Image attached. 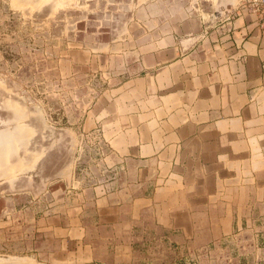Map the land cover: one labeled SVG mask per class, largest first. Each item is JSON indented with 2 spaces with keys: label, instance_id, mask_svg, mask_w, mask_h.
Wrapping results in <instances>:
<instances>
[{
  "label": "rangeland",
  "instance_id": "obj_1",
  "mask_svg": "<svg viewBox=\"0 0 264 264\" xmlns=\"http://www.w3.org/2000/svg\"><path fill=\"white\" fill-rule=\"evenodd\" d=\"M230 1L0 0V264H264V236L233 221L245 207L208 196L181 204L176 178L171 194H156L153 219L107 229L96 191H83L106 176L97 124L116 64L137 62L191 9L211 22ZM66 182L90 207L87 261L45 231L36 238Z\"/></svg>",
  "mask_w": 264,
  "mask_h": 264
},
{
  "label": "crops",
  "instance_id": "obj_2",
  "mask_svg": "<svg viewBox=\"0 0 264 264\" xmlns=\"http://www.w3.org/2000/svg\"><path fill=\"white\" fill-rule=\"evenodd\" d=\"M242 1L228 2L211 22L191 9L137 62L116 64L97 124L99 173L106 176L83 189L96 191L100 228L153 219L156 194H171L176 178L181 204L224 198L245 207L233 221L256 225L251 237L264 236V29ZM65 187L36 238L45 231L52 244L87 261V196Z\"/></svg>",
  "mask_w": 264,
  "mask_h": 264
},
{
  "label": "built area",
  "instance_id": "obj_3",
  "mask_svg": "<svg viewBox=\"0 0 264 264\" xmlns=\"http://www.w3.org/2000/svg\"><path fill=\"white\" fill-rule=\"evenodd\" d=\"M253 5L257 15V21L261 28L264 29V0H246Z\"/></svg>",
  "mask_w": 264,
  "mask_h": 264
},
{
  "label": "bare ground",
  "instance_id": "obj_4",
  "mask_svg": "<svg viewBox=\"0 0 264 264\" xmlns=\"http://www.w3.org/2000/svg\"><path fill=\"white\" fill-rule=\"evenodd\" d=\"M1 139H2V137H1ZM2 141H3V140H0V145H3ZM3 142H4V141H3ZM2 147H3V146H2ZM0 148H1V147H0ZM3 149H4V148H3ZM3 149L1 148V150H0V157H1V155L3 154V153H2V150H3ZM1 158H2V157H1ZM1 158H0V159H1ZM0 161H1V160H0Z\"/></svg>",
  "mask_w": 264,
  "mask_h": 264
},
{
  "label": "water",
  "instance_id": "obj_5",
  "mask_svg": "<svg viewBox=\"0 0 264 264\" xmlns=\"http://www.w3.org/2000/svg\"><path fill=\"white\" fill-rule=\"evenodd\" d=\"M211 20H213V19H211Z\"/></svg>",
  "mask_w": 264,
  "mask_h": 264
}]
</instances>
